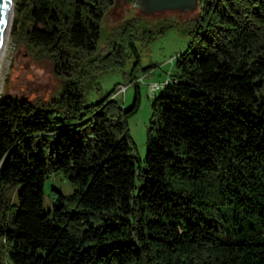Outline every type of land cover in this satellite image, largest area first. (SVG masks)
<instances>
[{
    "label": "trees",
    "instance_id": "trees-1",
    "mask_svg": "<svg viewBox=\"0 0 264 264\" xmlns=\"http://www.w3.org/2000/svg\"><path fill=\"white\" fill-rule=\"evenodd\" d=\"M114 0H13L9 34L45 57L46 99L0 95V264H264V0H197L191 40L151 97L145 153L96 69L176 20L130 16L98 52ZM136 87V86H135ZM72 185L42 209L49 174Z\"/></svg>",
    "mask_w": 264,
    "mask_h": 264
},
{
    "label": "rangeland",
    "instance_id": "rangeland-1",
    "mask_svg": "<svg viewBox=\"0 0 264 264\" xmlns=\"http://www.w3.org/2000/svg\"><path fill=\"white\" fill-rule=\"evenodd\" d=\"M197 10L198 7L189 12L173 11L142 15L132 0H119L102 18L99 53H104L108 49L113 28L130 16H137L150 23L164 19L176 20V23H172L150 39L146 38L148 35L146 32L139 30L132 39L136 58L134 59L130 48H124L121 59L104 63L96 69L84 94L86 101H94L111 88L116 91L118 87L124 86L123 91L117 96L121 106L128 107L134 89H137V105L125 118V125L131 153L139 161L145 153V137L150 116L149 103L152 95L149 85L161 84L172 75L174 56L191 40V22ZM11 21L12 18L10 27ZM9 26L0 52V95L46 99L57 90L59 80L53 75L50 63L45 57L34 55L23 39L14 40L9 34ZM71 190L72 185L60 174L50 173L42 185V209L50 208L55 192L68 194Z\"/></svg>",
    "mask_w": 264,
    "mask_h": 264
},
{
    "label": "water",
    "instance_id": "water-1",
    "mask_svg": "<svg viewBox=\"0 0 264 264\" xmlns=\"http://www.w3.org/2000/svg\"><path fill=\"white\" fill-rule=\"evenodd\" d=\"M119 0H114L112 8ZM142 15L161 12H189L197 8V0H132ZM13 0H0V52L8 31Z\"/></svg>",
    "mask_w": 264,
    "mask_h": 264
},
{
    "label": "built area",
    "instance_id": "built-area-1",
    "mask_svg": "<svg viewBox=\"0 0 264 264\" xmlns=\"http://www.w3.org/2000/svg\"><path fill=\"white\" fill-rule=\"evenodd\" d=\"M167 79V78H166ZM166 79H165V81H166ZM164 81V82H165ZM162 84L163 83H153V84H150L149 85V91L151 92V95H153L154 94V92L156 91V90H159L161 87H162ZM123 89H124V86H120V87H118L117 88V90L116 91H114V93H113V95L112 96H114V95H118L119 93H121L122 91H123Z\"/></svg>",
    "mask_w": 264,
    "mask_h": 264
},
{
    "label": "bare ground",
    "instance_id": "bare-ground-1",
    "mask_svg": "<svg viewBox=\"0 0 264 264\" xmlns=\"http://www.w3.org/2000/svg\"><path fill=\"white\" fill-rule=\"evenodd\" d=\"M13 12V11H12ZM12 18V17H11ZM10 27V26H9Z\"/></svg>",
    "mask_w": 264,
    "mask_h": 264
}]
</instances>
